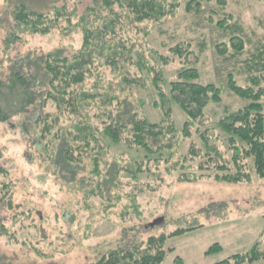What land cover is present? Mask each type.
I'll return each instance as SVG.
<instances>
[{
  "label": "trees",
  "instance_id": "obj_1",
  "mask_svg": "<svg viewBox=\"0 0 264 264\" xmlns=\"http://www.w3.org/2000/svg\"><path fill=\"white\" fill-rule=\"evenodd\" d=\"M67 1L49 11L36 10L26 0L18 1L12 12L14 31L5 40L6 50L20 42L23 33L45 36L56 29L62 30V27L64 31L82 33V42L69 53L62 45L53 51L42 54L33 51L21 56L20 60L15 59L8 79L0 82V89L3 87L7 91L0 97L10 98L15 107L11 105L8 115L0 121L12 123L17 117L15 129L20 130L21 141L27 146L26 161H37L40 167L44 166V173L55 174L68 186L75 182L74 179L77 182L76 175L80 171H88L90 177L86 176L87 179L99 181L103 177L108 181L111 172L119 179L123 168L117 167L116 161L123 156L109 161V149L110 154H116L106 144V139L116 146H125L129 153L125 170L131 181L124 184L119 181L115 185H122L118 191L125 196L133 192L131 195L135 198L131 199L135 203L124 204L121 208L123 243L108 246L88 264H162L167 254L175 250L165 246L169 238L203 225L178 226L159 234L138 235L143 229L165 221V216L156 217L152 222L145 220L137 201L139 195L157 192L165 186L161 169L169 175L178 170L176 182L179 183H197L205 178L238 183L252 181L254 175L264 178V49L255 55L257 60L248 69L256 74L250 77L251 82L247 85H241L233 73L229 74L231 92L248 100V104L227 111L218 122L219 132L215 133V129L214 134H210V129L202 123L207 117L208 105L222 102V90L215 83L201 81L197 64L188 62L195 51L188 47L186 40L170 46V53L154 50L165 65L176 56L185 59L175 79L167 80L164 71L155 64L145 67L147 73L141 71L143 76L122 72L134 53L143 64L146 63L144 66L150 64V61L146 62L150 30L144 28L143 23L168 22L177 15L183 0H94L95 3L81 15L76 9H70ZM202 1L186 2V11L199 10ZM226 2L218 0L222 5ZM232 17L230 14V19ZM218 25L233 33L232 47L238 53L242 52L245 48V39L240 36L242 27L232 20L230 24L226 17L219 20ZM108 70L124 75V80L118 84L122 89L125 81L142 86L150 80L157 93V98L150 104L159 111L161 119L152 121L138 107L132 112L126 111L127 101L116 93L115 84L107 77ZM167 84L169 91L165 89ZM175 105L187 115L181 132L174 119ZM195 135L199 142L194 140ZM6 157L9 156L4 148H0V160H6ZM47 176L48 173L43 174L39 179L46 181ZM102 183V180L98 183L100 190L90 188L87 191L90 195L101 193L104 191ZM18 185L11 171L0 165V238L14 241L31 234L30 230H36L27 244L40 257L53 258L35 245L37 237L44 233L43 221L38 224L33 220L31 208L18 207L21 205L17 202L21 192ZM109 196L111 208L105 205L103 213H109L125 199L123 194ZM5 208L11 214V224L1 215ZM135 214L140 223L136 224L135 218L132 220ZM62 217L69 219L70 214L64 211ZM92 224V221L87 224L86 237L92 235L94 238L98 234L92 233ZM220 249L222 246L216 243L207 253ZM60 251L64 250L57 246L55 252ZM259 258H264V239L256 242L248 252L234 254L217 264H245ZM176 261L185 264L180 256Z\"/></svg>",
  "mask_w": 264,
  "mask_h": 264
},
{
  "label": "rangeland",
  "instance_id": "obj_2",
  "mask_svg": "<svg viewBox=\"0 0 264 264\" xmlns=\"http://www.w3.org/2000/svg\"><path fill=\"white\" fill-rule=\"evenodd\" d=\"M18 1L0 0V82L8 79L13 61L20 60L21 56H27L33 51L38 54L46 53L62 45L69 53L82 42V33L64 31L62 27V30L56 29L45 36L35 37L30 33H23L22 40L10 50H6L5 40L14 31L12 12L16 9ZM188 1L190 0H183L177 15L168 22L143 23L144 28L150 30L147 43V48L150 49H146L148 52L146 62L150 61V64L144 66L146 63L143 64L139 56L134 53L132 59L124 64L122 72L138 76L142 74L141 71L147 73L145 67L155 64L164 71L167 80L175 79L177 71L184 66L185 59L176 56L165 65L154 50L170 53L168 50L170 46L186 40L188 47L195 51L188 62L197 64L201 71V81L215 83L222 90V102H212L208 105L207 117L202 123V126L210 129V134H214L215 129H217L215 133L219 132L218 122L227 111L248 104V100L237 97L231 92L228 76L233 73L239 83L245 86L251 82L250 77L256 74L252 70L249 71V67H252L257 60L255 55L264 49V0H227L226 5L219 4L218 0H203L202 7L191 12L186 11L185 8ZM26 2L30 7L40 11H49L54 6L64 5V0L57 2L26 0ZM66 3L70 9H76L78 15H81L95 1L68 0ZM230 14L233 16L231 19ZM224 17L230 24L232 20L242 27L240 36L245 39V48L242 52L238 53L232 47L233 33L218 25L219 20ZM123 76L118 73L116 75L111 70L107 72V77H110L115 84L116 93H119L120 97L122 95V100L127 101L125 110L132 112L138 107L146 117L151 118L152 121H159L161 114L150 104L157 98L156 90L150 85V80H146V86H135L125 81V88L122 89L118 84L124 80ZM2 88L0 94L7 92ZM165 89L169 91L168 84L165 85ZM262 102L264 103V98ZM11 105L15 107L10 98L0 97V119L8 115ZM174 109V119L181 132L187 115L177 105ZM125 119L127 120L128 117ZM18 121L17 117L12 123L0 121V148H4L9 156L6 160H0V165L11 171L17 185L20 183L18 187H21V192L18 193L17 202L21 205L18 207L26 210L31 208L33 220L38 224L43 221L44 233L37 237L35 245L39 246L44 254H50L53 258H42L31 249L32 247L27 243L36 230H30L32 235L28 234L25 238L19 237L14 241L7 237L0 238V264H88L96 260L100 252H104L108 246L121 245L124 232H121L123 220L120 212L124 204L135 203L134 199H131L133 192L125 196V193L118 191L121 190L122 185L119 187L115 185L119 181L122 184L131 181L129 173L125 170L128 166L129 154L126 147L116 146L106 139V144H109L112 152L115 151L116 154L115 156L110 154L109 149L107 158L113 161L114 157L123 156L116 161V166L123 169L118 176L119 179L114 178L113 172L109 174L108 181L100 177L99 181H103L104 191L101 189V193L90 195L87 189H100L97 178L94 180L86 178V176L90 177L88 171L77 173V182L74 179L75 182L68 183V186L61 178H56L55 174L51 175L49 171L44 173V166L40 167L37 161L32 163L26 161L27 146L21 141L20 130L15 129ZM194 138L199 142L198 136L195 135ZM33 151L35 152L34 149ZM161 172L160 176L165 180V186L157 192L139 195L137 201L141 204L138 210L140 212L143 210L145 220L152 222L156 217L165 216V221L156 227L143 229L138 235L159 234L178 226L203 225L169 238L165 246L175 250L167 254L162 264H178L176 261L178 256L183 258L185 264H217L234 254L248 252L256 242L264 239V178L254 175L252 181L238 183L217 182L209 178L197 183H179L176 182L178 170L171 175L163 169ZM47 173L46 181L39 179ZM113 193L123 194L125 199L109 213H103L105 205L111 208L108 203L110 200L107 198ZM64 211L70 214L69 219L62 217ZM1 215L6 223L11 224V214L6 208L1 210ZM132 218V220L135 218L136 224L140 223L136 220V214ZM91 221L94 229L92 233H98L94 238H91L92 235L86 237L87 224ZM216 243H219L222 249L207 253ZM57 246L64 251L55 252ZM245 264H264V258Z\"/></svg>",
  "mask_w": 264,
  "mask_h": 264
}]
</instances>
